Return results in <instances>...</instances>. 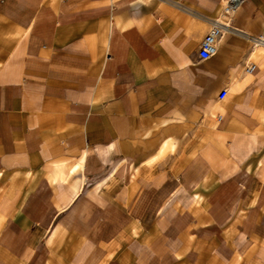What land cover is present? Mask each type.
Listing matches in <instances>:
<instances>
[{
	"label": "crops",
	"instance_id": "obj_1",
	"mask_svg": "<svg viewBox=\"0 0 264 264\" xmlns=\"http://www.w3.org/2000/svg\"><path fill=\"white\" fill-rule=\"evenodd\" d=\"M224 1L0 0V264H264V0L201 60Z\"/></svg>",
	"mask_w": 264,
	"mask_h": 264
},
{
	"label": "built area",
	"instance_id": "obj_2",
	"mask_svg": "<svg viewBox=\"0 0 264 264\" xmlns=\"http://www.w3.org/2000/svg\"><path fill=\"white\" fill-rule=\"evenodd\" d=\"M241 3L242 0H225L219 15L208 20L210 29L202 39L198 50V56L201 60H207L216 54L218 42L225 33L237 32L232 26V17ZM254 44L256 46L264 45V40L258 37L255 39ZM255 68V65L250 64L245 67L244 72L245 74H252ZM225 96L226 91L223 90L220 92L218 99L221 100Z\"/></svg>",
	"mask_w": 264,
	"mask_h": 264
}]
</instances>
